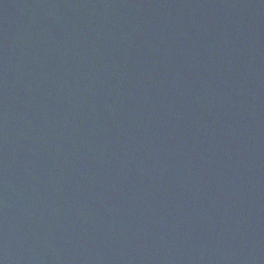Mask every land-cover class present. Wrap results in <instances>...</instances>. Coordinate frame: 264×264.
I'll use <instances>...</instances> for the list:
<instances>
[{
  "label": "water",
  "instance_id": "1",
  "mask_svg": "<svg viewBox=\"0 0 264 264\" xmlns=\"http://www.w3.org/2000/svg\"><path fill=\"white\" fill-rule=\"evenodd\" d=\"M0 264H264V0H0Z\"/></svg>",
  "mask_w": 264,
  "mask_h": 264
}]
</instances>
